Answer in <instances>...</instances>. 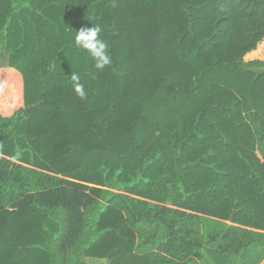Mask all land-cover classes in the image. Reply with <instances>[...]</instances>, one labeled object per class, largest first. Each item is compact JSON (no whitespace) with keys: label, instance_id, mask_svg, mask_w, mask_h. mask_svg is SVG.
Instances as JSON below:
<instances>
[{"label":"trees","instance_id":"16d2710c","mask_svg":"<svg viewBox=\"0 0 264 264\" xmlns=\"http://www.w3.org/2000/svg\"><path fill=\"white\" fill-rule=\"evenodd\" d=\"M263 39L264 0H0V264H264Z\"/></svg>","mask_w":264,"mask_h":264},{"label":"clouds","instance_id":"9594fccd","mask_svg":"<svg viewBox=\"0 0 264 264\" xmlns=\"http://www.w3.org/2000/svg\"><path fill=\"white\" fill-rule=\"evenodd\" d=\"M101 28L99 26L82 27L76 32L75 44L77 47L85 50L94 61V67L97 70H103L111 64V56L108 51V45L100 38ZM74 91L77 96L84 100L87 92L83 84L80 83L78 74H72Z\"/></svg>","mask_w":264,"mask_h":264},{"label":"water","instance_id":"95a60500","mask_svg":"<svg viewBox=\"0 0 264 264\" xmlns=\"http://www.w3.org/2000/svg\"><path fill=\"white\" fill-rule=\"evenodd\" d=\"M246 71H252L253 73H255L256 75H259L260 73L264 72V67H260V68H255V67H247L245 68ZM237 212V210L235 209L232 214L229 217L228 222L231 223L233 221L234 215Z\"/></svg>","mask_w":264,"mask_h":264},{"label":"rangeland","instance_id":"374dc122","mask_svg":"<svg viewBox=\"0 0 264 264\" xmlns=\"http://www.w3.org/2000/svg\"><path fill=\"white\" fill-rule=\"evenodd\" d=\"M259 45V44H258ZM258 47V46H257ZM243 59L245 61H249L250 59L251 60H254V59H258V60H262L264 61V46L262 47L261 49V53H257V54H254V55H248V56H244Z\"/></svg>","mask_w":264,"mask_h":264},{"label":"crops","instance_id":"0c3cea01","mask_svg":"<svg viewBox=\"0 0 264 264\" xmlns=\"http://www.w3.org/2000/svg\"><path fill=\"white\" fill-rule=\"evenodd\" d=\"M263 46H264V39L259 43L258 47L255 50L250 51L245 56H248V55L250 56V55L257 54V53H261V49H262Z\"/></svg>","mask_w":264,"mask_h":264}]
</instances>
